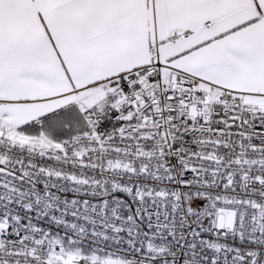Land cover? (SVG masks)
Listing matches in <instances>:
<instances>
[{"label": "snow or ice", "instance_id": "1", "mask_svg": "<svg viewBox=\"0 0 264 264\" xmlns=\"http://www.w3.org/2000/svg\"><path fill=\"white\" fill-rule=\"evenodd\" d=\"M0 264H264V0H0Z\"/></svg>", "mask_w": 264, "mask_h": 264}]
</instances>
